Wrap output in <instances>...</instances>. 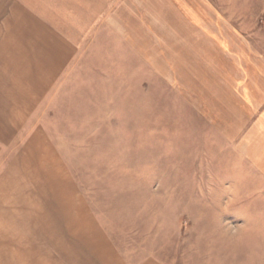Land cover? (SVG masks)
Returning a JSON list of instances; mask_svg holds the SVG:
<instances>
[{
    "label": "rangeland",
    "instance_id": "1",
    "mask_svg": "<svg viewBox=\"0 0 264 264\" xmlns=\"http://www.w3.org/2000/svg\"><path fill=\"white\" fill-rule=\"evenodd\" d=\"M82 41L26 123V233L71 217L104 227L131 263L264 264V178L232 162L250 150L232 85L264 68V0H136ZM42 129L57 155L31 137ZM48 243L26 235L30 250Z\"/></svg>",
    "mask_w": 264,
    "mask_h": 264
},
{
    "label": "crops",
    "instance_id": "2",
    "mask_svg": "<svg viewBox=\"0 0 264 264\" xmlns=\"http://www.w3.org/2000/svg\"><path fill=\"white\" fill-rule=\"evenodd\" d=\"M128 4L136 7V0H0V159L3 157L0 223L4 225V229L0 226V264H167L154 257L131 263L108 231L94 225L92 217L94 227L77 226L70 217L65 229L49 227L39 229L42 233H26V123L30 122L29 116L42 100L57 90L66 70L79 59L82 38L88 41L103 22L108 27L112 11L126 10ZM242 58L245 59V55ZM242 58L237 55V61ZM244 72L232 87L250 116L240 121L245 127L237 140L247 139L250 150L237 151L232 162L237 164L239 172H254L255 178L259 174L264 178V161L260 160L264 156V68L252 74L248 70ZM39 133L57 155L52 138L45 130L34 131L31 137ZM27 138L30 137L27 135ZM237 145L235 143L234 147ZM17 166L24 175L21 183L13 180ZM29 168L27 170L31 171ZM246 177L248 181H257L252 176ZM10 184L22 188L24 196L3 192L4 186ZM39 234L47 236L50 244L44 250L28 249L26 235ZM98 242L110 252L101 254V248L98 253L95 248Z\"/></svg>",
    "mask_w": 264,
    "mask_h": 264
}]
</instances>
